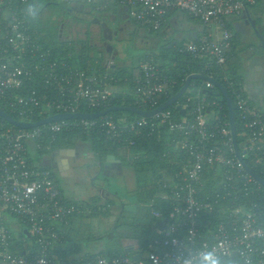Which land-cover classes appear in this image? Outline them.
I'll list each match as a JSON object with an SVG mask.
<instances>
[{
    "label": "built area",
    "instance_id": "obj_1",
    "mask_svg": "<svg viewBox=\"0 0 264 264\" xmlns=\"http://www.w3.org/2000/svg\"><path fill=\"white\" fill-rule=\"evenodd\" d=\"M14 1L0 0V103L18 111L21 116L18 120L28 122L41 108L49 111L45 116L48 117L57 113L81 112L83 105L96 108L108 104L114 92L109 76L97 70L90 74L86 69L73 68L60 58L59 52L55 54L51 47H45L46 44L41 39L43 35L27 23V15H31L29 10L13 8ZM121 1L131 8L132 16L153 28H159L171 11L186 12L197 18L209 32L202 33L198 42H192L182 51L209 56L217 64H224L227 60L226 50L230 47L233 36L228 25L229 18L240 16L248 5L255 4L258 0ZM44 38L47 42L50 40L46 36ZM38 61L44 64L41 65ZM33 66L45 71L49 77L44 78L47 84L46 96L41 95L39 88H34L30 83L35 76ZM42 78L40 76L38 79ZM136 81L140 85V98L149 110L156 104V96L165 93L167 85L172 87L174 84V81L159 72L152 61L142 64V72L136 77ZM207 86L213 85L207 82ZM56 93L63 97L55 98ZM42 97L47 100L43 102ZM200 104L192 111L193 120L174 122L172 128L186 129L189 134L199 133L202 141L208 136L209 129L203 112L205 105ZM237 104L245 120V152L254 148L264 151V113L257 107L250 106L241 94ZM182 106L186 108L187 105ZM170 116V110L158 113L154 119L156 121L150 125L152 128L156 124L160 126ZM142 125H149V121L145 118L132 119L121 126L111 118L99 121L88 118L80 121L59 119L45 124L44 128L15 131L0 122V218H3L0 224V264H264V222L258 221L257 212L240 207L235 210L238 215L233 227L236 229L235 233L228 231L226 224L221 222L217 228L210 226L207 236L201 238L204 226L208 224L207 220L201 219V213L214 208L210 201L207 202V198L204 200L200 197V188L197 187V183L203 185L204 175L207 174V170L203 168L204 160L230 165L239 174L245 165L235 151L234 142L230 140V129L224 126L221 133L228 137L224 142L226 148L214 141L211 143L212 149L204 152L197 150L191 142L190 148L193 150L190 156L185 157L184 163L186 174L182 179L176 174L177 182L173 185L165 183V188H168L159 194L162 199L174 201L169 217H163L159 211L154 212L159 221L166 219V225L162 229L157 227L155 235L148 242L147 248L140 252L139 258L128 252L110 257L98 256L86 262L67 257L60 258L59 261L57 254L48 257L49 251L55 249L61 241L59 225L80 209L79 205L64 201L63 191L54 171L31 160L30 143L41 148V141H44L49 132L75 127L117 137L122 136L126 128L134 130L136 126ZM188 143L186 139L184 146ZM227 149L231 155L227 154ZM241 155L244 158L246 154ZM231 171L223 168L220 174H227V179L231 180L234 177ZM242 174L244 176L241 177L250 181L249 175ZM10 214L20 217L23 225H17V220L7 224ZM258 215L264 216V212ZM15 226L26 229L34 238L28 245L38 244L37 253L34 248L24 251L28 253L27 256L13 253L10 227ZM133 250L137 252L136 245H133ZM232 256L237 257L238 262L230 263L229 258Z\"/></svg>",
    "mask_w": 264,
    "mask_h": 264
},
{
    "label": "trees",
    "instance_id": "obj_2",
    "mask_svg": "<svg viewBox=\"0 0 264 264\" xmlns=\"http://www.w3.org/2000/svg\"><path fill=\"white\" fill-rule=\"evenodd\" d=\"M39 1H43L44 5L40 7L36 0H27L26 2L15 0L12 7L17 10L21 8L29 10L30 7L34 9L35 15H27V23L33 30L39 31L40 34L43 35L41 36V39L43 44H46L45 47H51L55 54L59 52L60 56H62L60 58L73 66V68H84L90 72L96 70L101 71L102 74L109 76L111 84L114 88L116 87L108 104L96 108H88L86 105H83L81 106V112L104 111L114 106H136L149 110L150 108L147 107L140 98V85L136 81V77L142 72V64L146 61L154 62L160 73L167 76L170 81H174L172 87L167 85L165 93L156 96V104L152 109L157 108L176 94L186 83L191 74H198L197 77L191 79L190 87L179 98V100L161 111L164 112L170 110L171 116L160 126L156 124V126L152 128L150 125L153 121H156L154 119L158 113L152 116H142L139 113L132 111L111 110L105 115L88 119L99 121L102 118H111L117 124L123 126L125 123H128L129 120L145 118L149 121V125L136 126L134 130L126 128L123 131L122 136L120 135L117 137L112 135L109 136L105 132H99L97 130L87 131L75 127L70 130L49 132L44 137V141H41V148H37L34 143H30L31 160L50 169H52V166L49 163H43L42 158L46 156L47 153H50V150L55 147L66 146L72 142H77L78 140L84 141L88 144L89 149L96 159H101L111 154L115 155L123 161L125 166L133 170L136 183L138 184V188H140L137 195L134 194L133 196L136 200L140 198L143 199L142 201L147 202L141 207V215L138 214L135 216L130 214L129 209H126V203L124 201L119 203V208L117 214H115L112 225L99 235H92L88 240V243H91V241H100L102 239L101 241H105L106 245L97 251H90L85 255H75L70 258L64 253V248L62 247V243H65L64 239L67 236L65 225L70 219L72 218L75 220L77 216L82 215L89 218H109L114 215L113 207L117 204L115 199H110L108 197L105 199L103 195H96L86 201H78L79 203L76 202V204L79 205L80 211L71 214L67 220H64L66 222H61L59 225L61 241L55 249L49 251L48 257L51 258L54 254H57L56 257L59 261L60 258L67 257L71 260L86 262L87 260L96 259L98 256L110 257L112 255L126 254L127 252L134 253L135 257L147 248L148 242L157 231V222H159V219L154 215V212L159 211L163 217H169L174 206V201L172 199H162L158 195L164 189L168 188V186L165 188V183L167 185H173L177 182L176 174L179 175V179H182L186 174L184 163L186 162L185 157L190 156V153L193 150V148H190L191 142H193L197 150L204 152L212 149L213 145L211 143L214 141H218V144L221 147L223 145V147L226 148L224 142L228 137L221 133L223 126L230 129V140L234 142L227 99L223 93H220V88L217 84L207 80L203 76L213 77L225 87L231 97L235 110L238 147L241 153L246 154L242 161L248 164L256 175L243 165L242 173L251 177L250 181H248L249 179L241 177V175H244L242 173L239 174L237 169H231L230 167L232 166L230 165L225 166L224 164L208 163L207 160H204L203 168L207 170V174L204 175V178L206 179L203 178V185L197 183V187L200 188V197L204 200L207 198V202L210 201L214 205V208L211 211L204 210V212L201 213V219L207 220L208 222V224H205L204 226L205 231L202 232L201 238L207 236L211 227H219L221 222L226 224L229 229L228 231L235 233L236 229L233 227L238 216L236 215L235 210L240 207H244L247 211L257 212L256 217L258 218V221L260 223L264 222V216L258 215L260 212H264V183L260 180V178L264 180V151L254 148L247 149L245 152L247 147L246 135L244 134L246 127L244 125L245 120L243 119L237 104L239 94L248 100L250 106L254 107L255 105L245 93L243 88V76L239 71L238 65H235L236 63L230 61L232 47L230 49L227 48L228 50H226L227 60L224 64H217L215 60H212L209 56H200L189 51H182V49L192 42H198L200 36L189 37V35H184L183 37H178L176 31L169 30L173 28L171 16L184 14L186 17L189 16V18L202 23L200 20L190 16L186 12L171 11L159 28H153L150 25L141 23L132 16L131 8L121 0H38V2ZM64 4L75 9H77L78 6L88 8L92 12L101 15H108L112 12L117 14V16H126V18L131 21L132 25L134 24V32L136 34H141L143 37L154 38L152 42H154L156 46L154 48L159 50V54L150 51H143L142 53L134 54L129 65L123 63L122 65L118 64L115 67L106 65L103 58L100 56V51H95L91 40L88 37L78 38L75 41L72 40V43L69 44L68 40L63 41L57 39L56 33L58 25L56 22L55 24L49 25L48 22H44L41 19L39 11L48 7L51 9L61 8L62 10L68 11ZM246 9H251L253 13L259 14L256 19L257 24L262 22L264 18V0H258L255 4L248 5ZM68 13L70 12L68 11ZM73 16L77 20L84 21L75 15ZM169 32H171V34H169ZM204 32H209V29L206 26L204 27ZM87 34L90 35L89 33ZM44 36L48 37L50 40L47 42ZM126 59L127 58L122 61L125 62ZM38 62L41 65L44 64L41 61ZM33 71L35 76L30 83L34 88H39L41 95L46 96L47 89L45 86L47 84L44 78L49 79V77H47L45 71H40L37 67L34 68L33 66ZM40 76L43 78L38 79ZM207 82L212 83L213 86H207ZM193 88H197L198 92L194 93ZM54 97L62 98L63 96L56 93ZM203 98L206 100L203 101ZM42 99L43 102L47 100L44 97H42ZM207 102H209V105ZM200 103H204L205 105L203 112L207 118L206 124L209 129L208 136L202 141V136L199 133L189 134L186 129L179 130L172 128L174 122H180L183 119L193 120L194 116L192 111L197 106L201 105ZM178 104L187 105L185 113H182L177 107ZM0 106L2 107L3 105L0 103ZM2 108L15 119L21 118L18 111L11 109L10 106H3ZM262 112L264 113V111ZM48 113L49 111H44L42 108L38 109L32 116L31 121L40 120L47 116ZM81 119L82 118H68L65 120L80 121ZM0 122L3 123L4 126L12 127L15 131L35 128L17 126L2 116H0ZM44 125L36 127L44 128L46 127ZM210 137H212V139ZM186 139H188L189 143L187 146H184V141ZM35 141L38 142V140ZM227 154L231 155L232 153L227 149ZM223 168L226 170H232L231 173L234 176L233 179H227V174L224 176L220 174V171ZM258 176L260 178H258ZM63 197L64 201L72 203L67 201L64 195ZM116 197L117 199H120V195ZM143 210L145 213H143ZM8 217H14L15 219L13 221L17 220V225H23L24 223L21 221L20 217L15 214H10ZM1 222H3V218H0V224ZM11 222L12 221L7 218L6 223L10 224ZM25 230L26 229H20L16 226L10 227V234L12 236L11 240H13L11 250L16 255L22 254L27 256L28 253H25L24 251L30 248H34L33 250L36 253L39 251L38 244L28 245L34 240V238H32L28 231L25 232ZM75 239L76 238H74V240L72 238L70 239L72 244L76 241ZM134 243L137 244L136 249L138 253H135L133 250L132 244ZM80 246L81 245L74 243L72 249L77 250ZM229 262H238L237 257H230Z\"/></svg>",
    "mask_w": 264,
    "mask_h": 264
},
{
    "label": "rangeland",
    "instance_id": "obj_3",
    "mask_svg": "<svg viewBox=\"0 0 264 264\" xmlns=\"http://www.w3.org/2000/svg\"><path fill=\"white\" fill-rule=\"evenodd\" d=\"M39 6H43L44 2L36 0ZM51 12L55 15H63L67 16V20L69 21V25L64 28V33L62 36H60V21H57L56 24L58 25L57 29V39L59 40H68L69 44H71L72 40H77L78 38H89L91 40V43L95 49V51H100L103 52L104 56H108L106 52V46H103L102 41L100 40L99 34H100V26L97 23L93 22H88V21H81L75 19L73 16H71L70 13H67L66 10H62L61 8H52ZM114 14V13H111ZM124 24V22H122ZM173 26H178L179 28V33L178 35L182 37L183 35L187 36V32L184 31L186 24L178 23L172 24ZM257 27L261 30V32L264 33V27L263 25L257 24ZM129 29H132L130 27ZM252 30V28L250 27ZM171 30V29H169ZM88 31V32H87ZM178 31V30H177ZM89 33L90 35H88ZM256 35L252 39V44L248 45L244 38L240 36V44L238 49L243 52H253L254 49H261L262 52H264L263 47H260V42L257 41V38L259 37L256 32ZM171 34V32H169ZM203 34H208V33H203ZM203 36V35H202ZM257 36V37H256ZM190 37V35H189ZM146 39V42H142L140 39L137 40L136 45L138 49L141 48H146L147 47H153L154 44L151 43L149 37H144ZM92 47V48H93ZM252 48V49H251ZM137 53H140L139 51ZM264 55V54H263ZM62 57V56H61ZM106 58V57H105ZM133 58H128L124 61H117V60H111L107 64L106 60L103 59L104 63L106 65L112 66L113 64H130V61ZM261 60L258 59V63L256 61H251L250 63L248 62H243L241 63V66H247L249 65V68L251 70L256 69L257 67L259 69L264 70V56L260 57ZM84 69V68H82ZM88 71V70H87ZM85 72V71H84ZM90 74L91 72L88 71ZM261 76H264V72L261 73ZM259 86L262 89V95L264 96V77H262ZM111 88V85H110ZM116 89V87L114 88ZM111 90V89H109ZM113 91V89H112ZM109 156V155H107ZM94 155L92 154L91 150L89 149V146L86 142L78 140L77 142H72L69 145L66 146H58L55 147L54 149L50 150V153H47L46 156L42 158L43 163H49L54 169L57 170L58 177L60 178L61 185H62V190L65 192H68V189H70L71 186H73V189L78 190L80 194H82L85 197H88L89 195L91 196H96V194L100 193L103 194V196L106 199L107 194L103 192L106 190L107 192L111 193V196L108 198L110 199H115L117 202L116 205L113 207L114 215H112L109 218L105 217H95V218H89L86 217V219L82 223L83 226L78 227V231L75 232V235L72 237L76 238L75 242L76 244L79 245H85L89 241L92 235H99L101 232H103L105 229L109 228L113 220L115 218V214H117L118 210V204L124 201L127 204L133 203L135 200L134 199V194L137 195L138 190V184L136 183L135 177L133 170L131 169L129 172L130 173H125L127 178H129V184L126 181L125 177L126 176H119V177H114L111 175H106L105 180H103L104 176L101 175V172L99 173L100 175H97L95 173L97 168H94ZM111 174V173H110ZM103 178H102V177ZM69 177V178H67ZM120 195V199H117L116 196ZM159 196V195H158ZM88 200V199H87ZM86 201V200H84ZM77 203H79L77 201ZM130 214L135 216L137 213L135 211L130 210ZM10 221H13L15 218L14 217H8ZM89 225V226H88ZM86 226V227H85ZM74 234V233H73ZM102 240V239H101ZM91 241L89 244V247L93 248V250L100 249L101 247H104L106 245L105 241ZM73 243V244H74ZM72 244V243H71ZM72 244V246H73Z\"/></svg>",
    "mask_w": 264,
    "mask_h": 264
},
{
    "label": "crops",
    "instance_id": "obj_4",
    "mask_svg": "<svg viewBox=\"0 0 264 264\" xmlns=\"http://www.w3.org/2000/svg\"><path fill=\"white\" fill-rule=\"evenodd\" d=\"M259 16V14L257 13H253V11L251 9H245L243 11V13L240 16H234L229 18V27L232 31V40H231V45L228 49H231L230 52V61L236 63L235 65H238L239 67V71L241 72L242 76H243V88L245 90L246 95L250 98V100L253 102V104L261 111H264V96L262 95V89L260 86H257V81H256V69H258V67L254 70H251L249 68V65L247 66H241L242 61L243 62H248L250 63L251 61H256L258 63V59H260V57L264 56V52H262V50L260 49H254L253 52H246L243 51L241 52L238 47L240 44V36H242L245 40V42L250 45L252 44V39L253 37L256 35V32L258 34V38L257 41L260 42V47H263L264 49V33L261 32V30L257 27V23H256V19ZM171 22L178 24V23H182V24H186L184 31L187 32L188 35H190V37H199L201 36L200 34L204 32V25L192 18H189V16H185L184 14H177V16H171ZM255 22V23H254ZM260 25H263L264 27V18L262 20V22L260 23ZM250 27L252 28V30L250 29ZM171 30L176 31L177 32V36L180 37L178 35L179 33V28L178 26H173V28H171ZM178 30V31H177ZM255 35H254V34ZM184 36V35H183ZM182 36V37H183ZM257 37V36H256ZM227 49V50H228ZM252 49V48H251ZM236 61V62H235ZM264 62V60H262ZM117 64H113L110 67H115ZM109 66V65H108ZM264 77V76H262ZM112 155V154H111ZM113 156V157H112ZM111 157L106 156L103 158H94V168H97L95 173L97 175H100L99 173L101 172V175L104 176L103 180H105L106 175H111L114 177H119V176H126L125 173H130L129 171L131 170L129 167L125 166V164L123 163V161L116 157L115 155H112ZM119 160V161H118ZM47 164V163H45ZM119 165L120 168L117 169V171L112 174L111 173V169L113 166H117ZM52 170L54 171L57 179L59 180V183L61 185V181L60 178L58 177L57 174V170L54 169L52 167ZM111 173V174H110ZM69 178V177H67ZM126 181L129 184V178H127V176L125 177ZM62 188V185H61ZM63 189V188H62ZM103 192H105L107 194L106 197L111 196L110 192H107L106 190H104ZM101 193V192H100ZM96 194V195H103V194ZM63 195L65 196V199L67 201L72 202L73 204H76L77 201H84L87 200L89 198H92L94 196H88L85 197L82 194L79 193L78 190L73 189V186L70 187V189H68V192H65L63 190ZM118 196V195H117ZM135 200L133 203L130 204H136L137 205V209L133 210L135 211V213H137V215H141V207H143L145 205V201H142L143 199H138L136 200V198L134 197ZM127 204V205H130ZM82 210V209H81ZM82 213V212H81ZM143 213H145V211L143 210ZM86 219L85 215L82 216H77V218L74 219H70V221L65 225V230L67 233L66 238L64 239L65 243H62V247L64 248V253L66 255H68L70 258H72L75 255H85L87 253L94 252L97 250H93V248L89 247V244H85L79 247V249L74 250L72 249L71 246V238L75 235V232L77 231L78 227L83 226L82 223H84L83 221ZM86 227V226H85ZM74 233V234H73ZM127 243H131V242H127ZM136 245L137 244L134 243L132 244ZM58 246V245H57ZM56 246V247H57ZM131 246V247H132ZM102 248V247H101ZM100 248V249H101Z\"/></svg>",
    "mask_w": 264,
    "mask_h": 264
},
{
    "label": "water",
    "instance_id": "obj_5",
    "mask_svg": "<svg viewBox=\"0 0 264 264\" xmlns=\"http://www.w3.org/2000/svg\"><path fill=\"white\" fill-rule=\"evenodd\" d=\"M64 6L67 8V10L71 14L75 15L76 17H78L84 21L99 23L102 25H103V23H105L107 25V22L105 20L101 19L100 17H98L96 15L80 11L78 9H75L73 7L68 6L67 4H64ZM197 76H198V74H191L188 77L186 83L182 86V88L176 94H174L166 102H164L163 104H161L160 106H158L157 108L152 109V110H145V109H142V108H139L136 106H114V107L108 108L107 110L98 111V112L57 113V114L48 116L46 118H42V119L37 120V121H29L28 122V121H21V120L15 119L8 112H6L3 108L0 107V116L5 118L9 122H11L17 126L24 127V128L44 125V124H47L49 122L59 120V119L96 118L100 115L107 114L111 110H126V111L137 112L142 116H152V115H155L156 113H159L162 110L166 109L170 105L176 103L179 100V98L185 93V91L190 87L191 79L194 77H197ZM203 77L206 78L207 80H210V81L214 82L215 84H217L220 88V93H223V95L227 99V103H228V107H229V114H230L231 129H232V133H233V137H234L235 148H236L237 154L239 155L240 159L243 160V157L241 155V152L239 150L238 143H237V131H236V124H235V110H234L232 99L229 96L225 87L222 84H220L217 80H215L213 77H210V76H203ZM193 92L197 93L198 89L193 88ZM177 107L182 111V113H185V108H183L182 104L177 105ZM111 156L112 155H109V157H111ZM244 164L248 170H250L253 174L256 175V173L254 171H252V169L248 166V164H246L245 162H244ZM258 178H260V177L258 176ZM260 180L264 183V180L262 178H260ZM125 207H126V209H129V210L137 209L136 204L126 205ZM165 225H166V219L164 221L157 222V226L160 227L161 229L164 228ZM25 232H27V230H25ZM139 257H140V254H137L135 256V258H139Z\"/></svg>",
    "mask_w": 264,
    "mask_h": 264
},
{
    "label": "flooded vegetation",
    "instance_id": "obj_6",
    "mask_svg": "<svg viewBox=\"0 0 264 264\" xmlns=\"http://www.w3.org/2000/svg\"><path fill=\"white\" fill-rule=\"evenodd\" d=\"M77 9L82 10L86 13L96 15L107 22V25L105 23H103V25L97 23L100 26L101 31L99 34L100 40L102 41L103 46H106V52L108 54V56H104L103 52H100V56L106 60L107 64H110L109 62L111 60L122 61L125 58H132V56L138 51L140 53H142L143 51H150L155 54H159V50H157L156 48L147 47V49H138L136 45L137 40L140 39L142 42H146V39L141 34H136L134 32V24L132 25L131 21L126 18V16H117V14H111L112 12H110L108 15H101L99 13L92 12L88 8L79 6L77 7ZM39 15L41 19L44 22H48L49 25L55 24V22L60 21V36L63 35L64 28L70 24L67 20V16L55 15L51 12V8L49 7L39 11ZM122 22H124V24H122ZM130 27H132V29H129ZM153 39L151 38L150 41L154 44V42H152ZM118 168H120L119 165L113 166L111 169V173L114 174Z\"/></svg>",
    "mask_w": 264,
    "mask_h": 264
},
{
    "label": "clouds",
    "instance_id": "obj_7",
    "mask_svg": "<svg viewBox=\"0 0 264 264\" xmlns=\"http://www.w3.org/2000/svg\"><path fill=\"white\" fill-rule=\"evenodd\" d=\"M29 13H30L31 15H35V10L32 9V8L30 7V8H29ZM255 71H256V81H257V86H259V83H260V81H261V79H262L261 73L264 72V70L258 68V69H256ZM178 105H179V104H178ZM183 108H184V107H183ZM185 110H186V108H185ZM200 264H203V262H200Z\"/></svg>",
    "mask_w": 264,
    "mask_h": 264
}]
</instances>
